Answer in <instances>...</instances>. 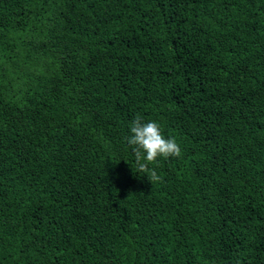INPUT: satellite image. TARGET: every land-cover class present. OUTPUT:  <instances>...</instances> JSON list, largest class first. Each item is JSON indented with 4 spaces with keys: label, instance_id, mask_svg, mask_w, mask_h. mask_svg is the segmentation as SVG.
Returning <instances> with one entry per match:
<instances>
[{
    "label": "trees",
    "instance_id": "trees-1",
    "mask_svg": "<svg viewBox=\"0 0 264 264\" xmlns=\"http://www.w3.org/2000/svg\"><path fill=\"white\" fill-rule=\"evenodd\" d=\"M0 264H264V0H0Z\"/></svg>",
    "mask_w": 264,
    "mask_h": 264
},
{
    "label": "clouds",
    "instance_id": "clouds-1",
    "mask_svg": "<svg viewBox=\"0 0 264 264\" xmlns=\"http://www.w3.org/2000/svg\"><path fill=\"white\" fill-rule=\"evenodd\" d=\"M127 144L131 147L135 157L137 171L147 173L146 176L151 182H158L161 177L155 169L149 168V164L156 163L158 157L167 159L181 155L180 146L175 138H165L157 122H144L139 114L131 123Z\"/></svg>",
    "mask_w": 264,
    "mask_h": 264
}]
</instances>
